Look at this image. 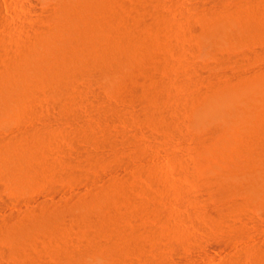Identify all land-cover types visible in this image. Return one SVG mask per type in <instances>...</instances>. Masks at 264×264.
Here are the masks:
<instances>
[{"label": "rangeland", "instance_id": "obj_1", "mask_svg": "<svg viewBox=\"0 0 264 264\" xmlns=\"http://www.w3.org/2000/svg\"><path fill=\"white\" fill-rule=\"evenodd\" d=\"M133 1H63L85 16L103 6L106 17L111 15L103 40L122 39L124 33L134 37L128 56L125 51L126 57L119 58L120 67L85 78L68 97L54 86L51 74L70 68L67 50L76 47L75 40L63 29L51 30L54 22L46 23L41 1L0 0V105H5L0 111V165L2 154L15 158L20 153H28L27 168L36 165L31 179L12 183L0 166V264H15L13 255L27 247L29 258L22 264L34 261L32 256L35 264H264V150L248 172L240 146L264 139V0ZM223 20L237 30V37L225 32L213 49L204 47L202 38ZM34 21L40 26L32 27ZM37 56H44L43 61H34ZM10 72L21 77L17 85L24 97L9 87ZM141 91L151 97L161 94L167 102L161 112L178 124L176 132L168 133L166 121L142 115L136 96ZM212 126L223 134L207 136ZM34 133L41 136L35 139ZM227 147L235 151L227 154ZM39 156L47 164L39 163ZM244 183V189L234 188ZM54 219L62 221V228Z\"/></svg>", "mask_w": 264, "mask_h": 264}, {"label": "bare ground", "instance_id": "obj_2", "mask_svg": "<svg viewBox=\"0 0 264 264\" xmlns=\"http://www.w3.org/2000/svg\"><path fill=\"white\" fill-rule=\"evenodd\" d=\"M38 1H41L42 3H44V5H45V7H44V9H45V13H46V15L45 16H47V17H44V18H47V19H45V20H47V22L46 23H50L49 22V20L50 21H53L54 23L55 22H57L58 23V26H56L54 23H53V27H51V30L53 29V31L54 30H61V32L66 36V35H68V36H70L71 38H72V40L74 39L75 40V42H74V44L76 45V47H73V48H69L68 50H67V56L71 59L70 61H71V66H70V68H68L67 70H60V71H53L52 72V74H51V80H52V83L54 84V86L59 90V92L60 93H62V94H64V95H66V96H70V95H72V94H75L76 93V90H77V88L78 87H80V89H81V86H79L80 84H81V82L86 78H90V77H100V76H102L104 73L106 74V72H109V70H110V68L111 67H113V66H119L120 64H119V58L121 59V57H126L125 56V51L127 50V47H128V44L132 41L131 39L132 38H134V37H132V35H131V37H130V35L129 34H127V33H124V36L122 35V33H119V35H122L121 37H122V39L120 38V39H117V40H115V39H111L110 37H109V39H111V40H109L108 41V39H107V36H105L106 37V39L105 40H103L102 39V35L104 34V31H106V18H108L109 19V21H110V18L109 17H111V15H109V17H106L107 15H108V13H107V15H106V10L104 9V7L103 6H98V8L96 9V10H93V11H91V12H88V13H86V16L85 15H83L79 10H77V11H73L72 9H70V7H67L66 8V6L65 5H63V1H65V0H38ZM81 1V0H80ZM89 1H92V0H89ZM114 1V0H113ZM121 0H119V2H120ZM136 1V0H135ZM135 1H133V2H135ZM138 1V0H137ZM112 2V1H111ZM123 3V2H122ZM101 4H102V2H101ZM106 4H107V2H106ZM125 4H127L126 2H125ZM128 4H130V2L128 3ZM108 5V4H107ZM68 6V5H67ZM82 6V5H81ZM113 6V5H112ZM131 6V5H130ZM133 6V5H132ZM124 7V6H123ZM76 8V7H75ZM85 8V7H84ZM91 8V7H90ZM132 8V7H131ZM82 9H83V7H82ZM81 9V11L83 12L84 11V9L82 10ZM114 9V8H113ZM87 10V9H86ZM89 10V9H88ZM115 10H117V9H115ZM120 10V9H119ZM118 10V11H119ZM124 10V9H123ZM42 11H43V9H42ZM126 11H128V10H126ZM130 11V10H129ZM137 11V10H136ZM121 12V11H120ZM124 12V11H123ZM134 12V11H133ZM41 13V12H40ZM119 13V12H118ZM117 13V14H118ZM122 13V12H121ZM136 13V12H135ZM43 14V13H42ZM112 14H113V11H112ZM125 13H123V15H124ZM129 14V13H128ZM127 14V15H128ZM120 15V14H119ZM126 15V14H125ZM124 15V16H125ZM82 16H85V21H83V17ZM116 16V15H115ZM42 17V16H41ZM119 17V16H118ZM128 17V16H127ZM113 18H115V17H113ZM125 18V17H124ZM130 18V17H129ZM133 18H135L134 16H133ZM137 18V17H136ZM231 18V17H230ZM42 19V18H41ZM49 19V20H48ZM163 19V18H162ZM113 20V19H112ZM111 20V21H112ZM117 20H120V19H117ZM125 20V19H124ZM132 20V19H131ZM36 21V20H35ZM35 21H34V23L32 24H30L32 27L36 24L35 23ZM108 21V20H107ZM165 21V20H164ZM215 21V20H214ZM128 22V21H127ZM38 23L40 24L41 22H39L38 21ZM37 23V24H38ZM52 23V22H51ZM74 23V24H73ZM108 23V22H107ZM125 23H126V21H125ZM130 23V22H129ZM128 23V24H129ZM37 24H36V26H37ZM38 24V25H39ZM118 25H119V23H117ZM123 24V23H122ZM165 24V23H164ZM169 24V23H168ZM46 25V24H45ZM49 25V24H48ZM48 25H47V27H48ZM52 25V24H51ZM50 25V26H51ZM127 25V24H126ZM173 25H174V23H173ZM40 26V25H39ZM122 26V25H121ZM124 26V25H123ZM130 25H128V27H129ZM179 26H180V24H179ZM38 27V26H37ZM118 27V26H117ZM119 27H120V25H119ZM124 27H126V26H124ZM127 27V28H128ZM162 27V26H161ZM110 28V27H109ZM120 28H122V27H120ZM126 28V29H127ZM158 28V27H157ZM156 28V29H157ZM165 28H169V27H165ZM171 28V27H170ZM175 28V27H174ZM180 28V27H179ZM194 28H195V26H194ZM27 29H28V27H27ZM26 29V30H27ZM30 29V31H31V28H29ZM33 29V28H32ZM35 29V28H34ZM38 29V28H37ZM43 29V28H42ZM63 29V30H62ZM119 29V28H118ZM125 29V28H124ZM130 29V28H129ZM129 29H127V30H129ZM140 29V28H139ZM160 29V28H159ZM162 29H164V26H163V28ZM172 30H173V28H171ZM48 30V29H47ZM47 30H46V32H47ZM132 30H133V28H132ZM141 30V29H140ZM143 30V29H142ZM172 30H169V31H172ZM178 30V29H177ZM181 30V29H180ZM34 31V30H33ZM32 31V32H33ZM37 31V30H36ZM35 31V36H37L38 35V32H36ZM49 31V30H48ZM120 31H122V30H120ZM129 31H131V30H129ZM137 31H138V29H137ZM157 31V30H156ZM168 31V32H169ZM173 31H175V30H173ZM28 32V31H27ZM45 32V31H44ZM50 32V31H49ZM108 32V31H107ZM115 32V31H114ZM117 32V31H116ZM119 32V31H118ZM123 32V31H122ZM126 32H128V31H126ZM134 32V31H133ZM142 32V31H141ZM160 32H162V31H160ZM159 32V33H160ZM165 32H166V30H165ZM165 32H164V34H165ZM178 33H179V31H177ZM182 32V31H181ZM180 32V33H181ZM209 33L207 34V35H205L203 38H202V41H201V44L204 46V47H214L215 46V41L221 36V35H223V33H225V32H229V34L232 36V37H237V30L233 27V26H231L230 24H229V22H226V21H218L215 25H214V27H212L211 28V30L210 31H208ZM40 33V32H39ZM55 33V32H54ZM144 33V32H143ZM158 33V34H159ZM163 33V32H162ZM170 33V32H169ZM173 33V32H172ZM179 33V34H180ZM27 34V33H26ZM42 34V33H41ZM40 34V35H41ZM47 34V33H46ZM49 34V33H48ZM51 34H53V33H51ZM83 34H85V35H83ZM108 34V33H107ZM142 34V33H141ZM146 34V33H145ZM178 34V35H179ZM55 35H57V34H55ZM55 35H53V36H55ZM110 35V34H109ZM118 35V34H117ZM134 35V34H133ZM178 35H176L177 37H179ZM26 36V35H25ZM29 36V35H28ZM31 36H34L33 35V33H32V35ZM34 36V37H35ZM59 36V35H58ZM67 36V37H68ZM116 36V35H115ZM138 36V35H137ZM140 36V35H139ZM163 36V35H162ZM168 36H171V35H168ZM47 37V36H46ZM52 37V36H51ZM112 37V36H111ZM31 38H33V37H31ZM36 38V37H35ZM38 38H39V35H38ZM37 38V39H38ZM48 38V37H47ZM59 38V37H58ZM69 38V37H68ZM171 38H172V36H171ZM180 38V37H179ZM27 39V38H26ZM28 39H30V37H28ZM84 40V42H85V44H84V42L82 41V40ZM135 39H137V38H135ZM173 39H174V37H173ZM175 39H177V38H175ZM23 40V39H22ZM33 40V39H32ZM39 40V39H38ZM48 40V39H47ZM59 40V39H58ZM170 40V39H169ZM26 41V40H25ZM25 41H23V42H25ZM134 41V40H133ZM177 41V40H176ZM20 42H21V40H20ZM32 42V41H31ZM14 43V42H13ZM12 43V44H13ZM28 43V42H27ZM33 43V42H32ZM41 43V42H40ZM54 43H56V42H54ZM59 43V42H58ZM57 43V44H58ZM71 43H73V42H71ZM87 43H89L88 45H87ZM133 43V42H132ZM14 44H16V43H14ZM19 44V43H18ZM22 44V43H21ZM20 44V45H21ZM60 44V43H59ZM25 45H27L28 46V44H25ZM24 45V46H25ZM64 45V44H63ZM66 45V44H65ZM16 46H17V44H16ZM15 46V47H16ZM48 46V45H47ZM10 47V46H9ZM15 47H13V48H15ZM21 47V46H20ZM22 47H23V44H22ZM35 47V46H34ZM130 47V46H129ZM129 47H128V49H129ZM6 48H8V47H6ZM12 48V47H11ZM10 48V49H11ZM29 48V47H28ZM41 48V47H40ZM53 48V47H52ZM4 49H5V47H4ZM16 49H17V47H16ZM15 49V50H16ZM22 48H20V50H21ZM41 49H43V48H41ZM213 49V48H212ZM12 50V49H11ZM19 50V51H20ZM23 50V49H22ZM35 50V49H34ZM216 50V49H215ZM5 51V50H4ZM16 51H18V49L16 50ZM24 51V50H23ZM47 51V50H46ZM53 51V50H52ZM129 51V50H128ZM2 52V51H1ZM13 52H15V51H13ZM22 52V51H21ZM36 52V51H35ZM211 52V51H210ZM6 53V52H5ZM20 53V52H19ZM34 53V52H33ZM37 53V52H36ZM3 54V53H2ZM8 54H10L9 52H8ZM13 54V53H12ZM39 54V53H38ZM58 54V53H57ZM126 54H127V51H126ZM0 55H1V53H0ZM18 54H16V56H17ZM39 55H41V54H39ZM5 56V55H4ZM12 56V55H11ZM24 56H26V55H24ZM29 56V55H28ZM27 56V57H28ZM60 56V55H59ZM127 56H128V54H127ZM18 57H19V55H18ZM66 57V56H65ZM3 58H5V57H3ZM33 58V57H32ZM7 59H9V58H7ZM12 59H13V57H12ZM16 59V58H15ZM19 59V58H18ZM43 59H44V56H37L36 57V59L34 60V61H36L37 63H40L41 61H43ZM1 60V59H0ZM20 60V59H19ZM24 60H25V58H24ZM32 60V59H31ZM61 60V59H60ZM123 60H125V58H123ZM3 61V60H2ZM10 61H11V59H10ZM23 61V60H22ZM33 61V62H34ZM127 61V60H126ZM25 62H27V61H25ZM120 62H122V61H120ZM129 62V61H128ZM8 63H10V62H8ZM11 63H13V62H11ZM6 65V64H5ZM14 65V64H13ZM128 65V64H127ZM132 65V64H131ZM1 67H2V65H0ZM32 66V65H31ZM117 66V67H118ZM153 66V65H152ZM5 68L6 67H8V66H4ZM20 67V66H19ZM38 67V68H37ZM120 67V66H119ZM122 67V66H121ZM181 67V66H180ZM150 68V67H149ZM2 69H3V67H2ZM1 69V70H2ZM15 69V68H14ZM55 69V68H54ZM61 69V68H60ZM114 69V68H113ZM153 69V68H152ZM184 69V68H183ZM188 69V68H187ZM186 68H185V70H187ZM5 70V69H4ZM36 70L38 71V70H40V67H39V64L36 66ZM150 70H151V68H150ZM181 70V69H180ZM16 71H18V69L16 70ZM147 71H149V70H147ZM154 71V70H153ZM191 71V70H190ZM4 72V71H3ZM13 72V71H12ZM21 72V71H20ZM118 72V71H117ZM150 72V71H149ZM148 72V73H149ZM180 72V71H179ZM193 72V71H192ZM0 73H2V72H0ZM155 73V72H154ZM178 73V72H177ZM181 73V72H180ZM191 73V72H190ZM6 74V73H5ZM10 74H11V72H10ZM17 75V74H16ZM153 75V74H152ZM188 75V74H187ZM191 75H192V73H191ZM44 76V75H43ZM153 76H155V74L153 75ZM180 76V75H179ZM185 76V75H184ZM1 77H2V75L0 74V80H1ZM5 77V76H4ZM19 75H17V76H15V75H12L11 74V76L9 77L10 78V80H9V87L10 88H18V85H17V80L19 79ZM150 77V76H149ZM196 77V76H195ZM21 78V77H20ZM32 78V77H31ZM91 78V79H92ZM184 78V77H183ZM182 78V79H183ZM190 78V77H189ZM197 78V77H196ZM214 78V77H213ZM181 79V78H180ZM182 79H181V81H182ZM192 79H194V78H191V80ZM214 79H218V78H214ZM7 80V79H6ZM41 80V79H40ZM88 80V79H87ZM161 80V79H160ZM184 80L186 81V79L184 78ZM190 80V81H191ZM197 80V79H196ZM42 81V80H41ZM46 81H48V80H46ZM165 81V80H164ZM189 81V79L187 78V81H186V83ZM214 81H216V80H214ZM197 82H199V80L197 81ZM209 82V81H208ZM211 82H213V81H211ZM218 82H219V80H218ZM2 82L0 81V84H1ZM34 83V82H33ZM84 83V82H83ZM82 83V84H83ZM162 83H164V82H162ZM169 83V82H168ZM191 83V82H190ZM210 83V82H209ZM214 83V82H213ZM213 83H212V85L211 86H213ZM220 83H222V82H220ZM226 83V82H225ZM28 84V83H27ZM42 84V83H41ZM160 84V83H159ZM200 84V83H199ZM215 84V83H214ZM88 85V84H87ZM201 85V84H200ZM217 87H218V84H215ZM220 85V84H219ZM225 85V84H224ZM41 86V85H40ZM53 86V87H54ZM181 86V85H180ZM184 86H185V84H184ZM188 86V85H187ZM194 87H195V84L193 85ZM203 86V85H202ZM202 86H200V87H198V89H200ZM207 86V85H206ZM216 86H214L215 88H216ZM31 87H32V85H31ZM35 87V86H34ZM45 88H46V86H44ZM44 87H43V89H44ZM83 87H85V86H83ZM141 87V86H140ZM157 87H159L158 85H157ZM166 87H167V85H166ZM174 87V86H173ZM177 87V86H176ZM145 88V87H144ZM147 88V87H146ZM178 88V87H177ZM205 88V87H204ZM207 88V87H206ZM211 88V87H210ZM215 88H213V89H215ZM220 88V87H219ZM19 90L18 91H16L15 92V95H16V97H24V92L21 90V88L19 87L18 88ZM51 89V88H50ZM50 89L48 88L47 90L48 91H50ZM84 88H82V90H83ZM134 89V88H133ZM165 89V88H164ZM188 89V88H187ZM192 89V88H191ZM226 89V88H225ZM138 91H140L139 90V87H138V89H137ZM172 90V89H171ZM177 90V89H176ZM181 90V89H180ZM222 90V89H221ZM3 91V90H2ZM36 91H38V90H36ZM43 91V90H42ZM53 91H56V90H54L53 89ZM77 91H79V89L77 90ZM81 91V90H80ZM134 91V90H133ZM146 91H149L148 89L146 90ZM162 91V90H161ZM169 91V88H168V90H167V92ZM197 91V90H196ZM204 91V90H203ZM209 91V90H208ZM207 91V92H208ZM212 91V90H211ZM217 91V90H216ZM32 92H34V91H32ZM43 92H45V90L43 91ZM52 92V91H51ZM56 92H58V91H56ZM84 92V91H83ZM88 92V91H87ZM132 92V91H131ZM156 92H158V91H156ZM164 92V91H163ZM163 92H162V95H163ZM180 92H182V91H180ZM200 92H201V90H200ZM210 92V91H209ZM37 93H39V92H37ZM89 93V92H88ZM137 92H135V94H136ZM143 93H145V92H143ZM142 93V91H141V93H137V99H138V102H139V107H141L140 109H138V110H141V112H142V115L143 116H145V117H147V118H152V119H154V122L155 121H157V122H160V124L164 121H166V124H167V126H166V124H165V126L167 127H165L168 131H166L165 132V134L168 132L169 134L171 133V131H173V130H176V128H177V126L175 127V124H177V123H174V120H171V118H170V116H165V114L164 113H162L161 112V106L163 105H165V103H167V102H165L164 101V104H163V101H162V98H160V96H161V94H159V96H156L157 94H154L153 92V94L155 95L154 97H151V96H148L147 94H143ZM151 93V92H150ZM151 93V94H152ZM159 93V92H158ZM173 93V92H172ZM176 93V92H175ZM174 93V94H175ZM179 93V92H178ZM192 93V92H191ZM33 94V93H32ZM54 94V93H53ZM78 94H81V93H78ZM135 94H132V96H134ZM180 94V93H179ZM188 94V93H187ZM187 94H184V95H186L187 96ZM197 94V93H196ZM205 94H206V92H205ZM36 95V94H35ZM42 95V94H41ZM57 95V94H56ZM86 95V94H85ZM182 95V94H181ZM193 95V94H192ZM200 95V94H199ZM7 96V95H6ZM38 96H39V98H40V95L38 94ZM76 96V95H75ZM78 96V95H77ZM135 96V97H136ZM167 96V95H166ZM173 96V95H172ZM178 96V95H177ZM32 97V96H31ZM61 97V96H60ZM71 97V96H70ZM134 97V98H135ZM162 97V96H161ZM165 97V96H164ZM175 97V96H174ZM192 97V96H191ZM195 97V96H194ZM197 97V96H196ZM264 97V96H263ZM13 98V97H12ZM26 98V97H25ZM39 98H37L36 97V99H39ZM75 98V97H74ZM77 98V100H78V98L79 97H76ZM167 98V97H166ZM176 98V97H175ZM181 98H183V97H181ZM185 98H187V97H185ZM189 98H190V96H189ZM193 98V97H192ZM34 99V98H33ZM35 99V100H36ZM72 99V98H71ZM136 99V100H137ZM163 99H165V98H163ZM172 99H174V98H172ZM7 100V99H6ZM11 100V99H10ZM14 100V99H13ZM67 100V99H66ZM73 100V99H72ZM80 100V99H79ZM136 100H134L136 103H137V101ZM167 100V99H166ZM171 99H170V97H169V101H170ZM175 100V99H174ZM173 100V101H174ZM17 101H18V99H17ZM172 101V102H173ZM176 101V100H175ZM182 101V100H181ZM191 101V100H190ZM196 101V100H195ZM10 102V101H9ZM59 102V101H58ZM63 102V101H62ZM70 102V101H69ZM75 102H76V99H75ZM183 102H186V100L185 101H183ZM200 102V101H199ZM23 103V102H22ZM27 103H28V101H27ZM30 103V102H29ZM66 103V102H65ZM174 103V102H173ZM181 103V102H180ZM191 103V102H190ZM64 104V103H63ZM67 104V107H69V104H68V102L66 103ZM65 104V105H66ZM71 104H72V101H71ZM74 104V103H73ZM170 104V103H169ZM184 104V103H183ZM243 104V103H242ZM241 104V105H242ZM75 105H77V104H75ZM168 105V104H167ZM170 105H172V104H170ZM178 105V104H177ZM188 105V104H187ZM36 106V105H35ZM64 106V105H63ZM181 106V105H180ZM245 106H246V104H245ZM4 107H5V105H0V111L2 112V110L4 109ZM32 107V106H31ZM166 107V106H165ZM170 107V106H169ZM168 108V107H167ZM172 108H173V106H172ZM190 108V107H189ZM192 108H193V106H192ZM9 109V108H8ZM169 109V108H168ZM177 109V108H176ZM179 109V108H178ZM236 110H238V111H240V112H242V107H236L235 108ZM69 110V109H68ZM68 110H67V112H68ZM74 110V109H73ZM79 110V109H78ZM78 110H77V113H78ZM166 110V109H165ZM171 110V109H170ZM192 110V109H191ZM64 111V110H63ZM70 111V110H69ZM164 111V110H163ZM169 111V110H168ZM167 111V112H168ZM174 111V110H173ZM173 111H171L172 113H173ZM183 111V110H182ZM66 112V111H65ZM65 112H63V113H65ZM74 112H76V110H74ZM167 112H165V113H167ZM191 112V111H190ZM82 113V112H81ZM139 114H140V111L138 112ZM169 113V112H168ZM176 113V112H175ZM175 113H174V115H175ZM177 113H178V111H177ZM185 113V112H184ZM66 114V113H65ZM70 114V113H69ZM68 114V115H69ZM74 114V113H73ZM162 114H164V115H162ZM170 114V113H169ZM182 114V113H181ZM71 115V114H70ZM183 115V114H182ZM185 115V114H184ZM226 115V114H225ZM66 116V115H65ZM261 116V115H260ZM73 117V116H72ZM82 117V116H81ZM172 117V116H171ZM184 117V116H183ZM209 117V116H208ZM66 118H67V116H66ZM78 118V117H77ZM217 118H219L218 116H217ZM152 119H150V120H152ZM173 119V118H172ZM181 119V118H180ZM186 119V118H185ZM210 119H212V118H210ZM230 119V118H229ZM233 119H235V118H233ZM263 119H264V117H263ZM181 120H183V119H181ZM189 120V119H188ZM219 120V119H218ZM224 120H226V119H224ZM153 121V120H152ZM144 122V121H143ZM149 122V121H148ZM182 122V121H181ZM186 122V121H185ZM189 122V121H188ZM228 122V121H227ZM151 123V122H150ZM180 123V122H179ZM152 124V123H151ZM155 124V123H154ZM184 124V123H183ZM235 124H236V122H235ZM241 124V123H240ZM178 125V124H177ZM180 125V124H179ZM153 126V125H152ZM164 126V125H163ZM187 126V125H186ZM185 126V127H186ZM155 127H157V126H155ZM159 127H162V126H159ZM251 127V126H250ZM188 128V127H187ZM210 128V127H209ZM218 128V127H217ZM217 128H216V126H212V128H210L209 130H208V132L206 133L207 134V136L208 135H219L220 133H222V132H220L219 133V131L217 130ZM46 129V128H45ZM164 129V128H163ZM165 130V129H164ZM224 130V129H223ZM228 130V129H227ZM41 131H42V129H41ZM177 131H179V130H177ZM242 131V130H241ZM36 132V131H35ZM39 132V131H38ZM48 132V131H47ZM173 132H176V131H173ZM229 132V131H228ZM257 131H255V133H256ZM33 133V132H32ZM41 133H43V132H41ZM41 133H40V135L38 136L37 135V133H34V134H36L37 135V137H35L34 136V138L35 139H37L38 137H40L41 136ZM49 133V132H48ZM178 133V132H177ZM225 133V132H224ZM168 134V135H169ZM173 134V133H172ZM204 134V133H203ZM206 134H204L203 135V137H206L205 135ZM223 134V133H222ZM31 135H33V134H31ZM43 135V134H42ZM192 135V134H191ZM196 135H198V134H195L194 136L197 138V139H195V140H197L198 141V139H200V137H198V136H196ZM30 136V135H29ZM46 136H47V134H46ZM255 136V135H254ZM23 137V136H22ZM28 137V136H27ZM48 137H49V135H48ZM53 137V136H52ZM192 137V136H191ZM217 137V136H216ZM252 137V136H251ZM42 138V137H41ZM40 138V139H41ZM44 138V137H43ZM45 138H47V137H45ZM202 138V137H201ZM209 138H211V136L209 137ZM252 138H254V137H252ZM257 138V137H256ZM31 139V138H30ZM53 139V138H52ZM193 140H194V137L192 138ZM245 139V138H244ZM21 140V139H20ZM45 140V139H44ZM47 140V139H46ZM194 140V141H195ZM202 140V139H201ZM204 140V139H203ZM206 140V139H205ZM205 140L203 141V142H205ZM213 140V139H212ZM34 141H35V143H34ZM32 143L33 144H35V145H37L36 143L38 142V141H40L39 139H38V141L37 140H34ZM37 141V142H36ZM42 141V145L43 144H45V142L43 143V140H41ZM41 141H40V143H41ZM50 141V140H49ZM206 141H209L208 139L206 140ZM239 141V140H238ZM241 141V140H240ZM47 143H48V141H46ZM201 143H203L202 141H200ZM200 142H198V143H200ZM213 142H214V140H213ZM212 142V143H213ZM252 142H254V143H252V144H247V143H245L244 144V141H242L240 144V146H241V148L246 152L245 153V156H243V158H242V162H243V165H244V167H245V170L246 171H248V172H250V171H252L253 170V167H254V164H255V162H256V160H258L259 159V155L261 154V152H262V150H264V139H260V138H257L255 141H252ZM4 143V142H3ZM39 143V144H40ZM50 143H52V141L50 142ZM206 143V142H205ZM21 144V143H20ZM49 144V143H48ZM5 145V144H4ZM23 145V144H22ZM26 145V144H25ZM30 145H32V144H30ZM201 144H199V146H200ZM39 146V145H38ZM48 146H51V145H48ZM46 147V145H44V148H43V146H42V148L43 149H46V148H49V147ZM199 146H198V148H199ZM202 146V145H201ZM200 146V147H201ZM3 147V146H2ZM1 147V148H2ZM23 147V146H22ZM33 147V146H32ZM35 147V146H34ZM26 148V147H25ZM31 148V147H30ZM38 148H40V147H38ZM37 148V149H38ZM42 148H41V151H42ZM238 148V147H237ZM236 148V149H237ZM21 149V148H20ZM51 149H52V147H51ZM51 149H47L48 150V152H49V150H51ZM1 150V149H0ZM2 150H3V148H2ZM26 150V149H25ZM28 150H29V148H28ZM33 150V149H32ZM39 150V149H38ZM200 150V149H199ZM52 151V150H51ZM234 152L235 150L233 149V148H226V151H225V153H227V154H229L230 152ZM17 152H18V150H17ZM19 152H20V150H19ZM18 152V153H19ZM28 152H30V151H28ZM37 152V151H36ZM45 152V151H44ZM202 152V151H201ZM17 153V154H18ZM25 153V152H24ZM32 153V152H31ZM41 153V152H40ZM45 153H47V152H45ZM50 153V152H49ZM239 153V152H238ZM242 153H244V152H242ZM1 154V153H0ZM16 154V155H17ZM28 153H26V154H21L20 153V155H17L15 158H12V157H10L8 154H7V156H5L4 154H2L3 156H2V164H3V166L2 165H0V166H2V168L3 167H5L4 169H3V172L5 171V176L7 177V181H11V183H12V181H14V182H16V181H19L20 179H24V178H29V177H31L32 176V171L35 169V167H36V165L34 164L33 166H35L34 167V169H31L32 167H28L27 168V166H31V164H29V163H31V161H29V156L27 155ZM48 154V153H47ZM11 155H13V154H11ZM35 155H37V154H35ZM45 155V154H44ZM44 155H42V156H44ZM241 155V154H240ZM32 156H34V155H32ZM41 156V155H40ZM39 156V158H41V161H39V160H37V157H34V159L36 158V160L37 161H39V163H41V162H44V163H46L47 161V159L44 161V159H43V157H40ZM237 155H235V157H236ZM47 157V156H46ZM261 157V156H260ZM38 158V159H39ZM48 158V157H47ZM89 158H90V156H89ZM42 159H43V161H42ZM85 159V158H84ZM86 159H87V157H86ZM86 159L84 160V162L86 161ZM52 160V159H51ZM90 159H88V161H89ZM32 162H33V160H32ZM51 162V161H50ZM192 162H194V161H192ZM232 162V161H231ZM34 163H36V162H34ZM52 163V162H51ZM73 163V162H72ZM75 163V162H74ZM79 163H81V161L79 162ZM238 163V162H237ZM33 164V163H32ZM37 164V163H36ZM43 164V163H42ZM47 164V163H46ZM91 164V163H90ZM195 164V163H194ZM260 164V163H259ZM262 164V163H261ZM40 165V164H39ZM44 165V164H43ZM86 165H87V163H86ZM242 165V166H243ZM54 166V165H53ZM52 166V167H53ZM74 166V165H73ZM79 167H80V165H78ZM88 166V165H87ZM190 166H191V164H190ZM193 166V165H192ZM195 166V165H194ZM41 167V165L39 166V167H37V168H40ZM44 167H46V165H44ZM78 167V168H79ZM89 167V166H88ZM43 168V167H42ZM47 168H48V165H47ZM50 168V167H49ZM73 168V167H72ZM71 167H70V169H72ZM232 168V167H231ZM240 168H242V167H240ZM51 169V168H50ZM75 169V168H74ZM74 169H72V170H74ZM244 169V168H243ZM36 170V169H35ZM47 170V169H46ZM49 170V169H48ZM77 170H79V169H77V167H76V171ZM80 170H82V169H80ZM79 170V171H80ZM50 171V170H49ZM227 171H228V169H227ZM231 171V170H230ZM235 171V170H234ZM2 172V171H1ZM75 172V171H74ZM85 172V171H84ZM232 172V171H231ZM238 172V171H237ZM260 172H262V171H260ZM82 173V172H81ZM33 174H35V173H33ZM250 174V173H249ZM4 175V174H3ZM5 176H4V178H5ZM2 177V176H1ZM3 178V177H2ZM29 179H31V178H29ZM33 179V178H32ZM19 183V182H18ZM22 183V182H21ZM243 186V187H242ZM246 186V183H244L243 185L241 184V185H239L238 187H236V185H234V188H239V189H244V187ZM262 193V192H261ZM261 199V198H260ZM88 201V200H87ZM86 205V204H85ZM71 208V207H70ZM88 213V212H87ZM53 218H55V217H53ZM84 219V218H83ZM9 220V219H8ZM52 220V219H51ZM55 220V219H54ZM14 221V220H13ZM82 221V220H81ZM52 222H56V224L58 225V227L59 226H61L62 224H61V222L62 221H52ZM83 222V221H82ZM88 222H90V221H88ZM10 223V222H9ZM75 223V222H74ZM76 224H77V222H76ZM79 224V223H78ZM78 224H77V226H78ZM88 224V223H87ZM83 225V224H82ZM81 225V226H82ZM51 226H52V224H51ZM65 226V225H64ZM76 226V225H75ZM88 226V225H87ZM53 227V226H52ZM83 227V226H82ZM90 227V226H89ZM116 227V226H115ZM61 228H62V226H61ZM81 228V227H80ZM48 229H49V227H48ZM53 229V228H52ZM54 229H55V227H54ZM53 229V230H54ZM83 229V228H82ZM84 229H85V227H84ZM89 229V228H88ZM63 230V229H62ZM81 230V229H80ZM59 231V230H58ZM86 231V230H85ZM89 231V230H88ZM52 232V231H51ZM63 233V232H62ZM85 233V232H84ZM83 233V234H84ZM89 233V232H88ZM82 234V235H83ZM106 234V233H105ZM104 234V235H105ZM107 235V234H106ZM108 237V236H107ZM85 238H86V236H85ZM106 238V237H105ZM33 239H34V237H33ZM94 239V238H93ZM92 239V240H93ZM34 241V240H33ZM102 241H104V240H102ZM101 241V242H102ZM112 241V240H111ZM27 242V241H26ZM97 242V241H96ZM99 242H100V240H99ZM106 242V241H105ZM109 242V241H108ZM30 243V242H29ZM37 243H39V242H37ZM107 243V242H106ZM31 244V243H30ZM79 244H81V243H79ZM78 244V245H79ZM91 245L93 244V243H90ZM15 245V244H14ZM39 245V244H38ZM106 245V244H105ZM24 246V245H23ZM85 246V245H84ZM100 246H101V244H100ZM99 246V247H100ZM32 247V246H31ZM93 247V246H92ZM96 247H97V245H96ZM95 246H94V248H96ZM102 247V246H101ZM28 248V247H27ZM27 248L26 249H24L23 251H19V252H21L20 254H18L17 253V256H16V254L15 255H13V258L15 259L14 261H15V264H22V262H21V259H28L27 258V256H28V254H29V252L31 251H29L28 252V250H27ZM37 248V247H36ZM75 248V247H74ZM78 248V247H77ZM81 248V247H80ZM98 248V247H97ZM20 249V248H19ZM23 249V248H22ZM30 249V248H29ZM82 249V248H81ZM87 249V248H86ZM70 250V249H69ZM78 250V249H77ZM84 250H85V248H84ZM90 250V249H89ZM89 250H88V252H89ZM17 251V250H16ZM87 251V250H86ZM34 252V251H33ZM74 252H75V249H74ZM93 252V251H92ZM91 252V253H92ZM78 253V252H77ZM3 253H1V255H2ZM80 254V253H79ZM78 254V255H79ZM89 254V253H88ZM87 254V255H88ZM18 255H20V256H18ZM30 255H32V254H30ZM29 255V256H30ZM36 255V254H35ZM73 255V254H72ZM75 255V254H74ZM73 255V256H74ZM81 255V254H80ZM3 256V255H2ZM41 256V255H40ZM68 256V255H67ZM71 256V255H70ZM72 256V257H73ZM7 257V256H6ZM31 257V256H30ZM74 257H77L76 255L74 256ZM9 258V257H8ZM33 258H35V260L34 261H32V263H31V261H29L28 263L29 264H35V261H36V257H34V256H32V258H30V259H33ZM40 258V257H39ZM44 258V257H43ZM4 259H5V256H4ZM45 259V258H44ZM75 259V258H74ZM0 260H1V258H0ZM7 260V259H6ZM19 260H20V262H19ZM8 261L10 262L11 260H9L8 259ZM27 261V260H26ZM75 261V260H74ZM5 262V261H4ZM8 262V263H9ZM17 262V263H16ZM81 262H82V260H81ZM49 263V262H48ZM24 264H26L25 263V261H24ZM44 264H46L45 262H44Z\"/></svg>", "mask_w": 264, "mask_h": 264}]
</instances>
